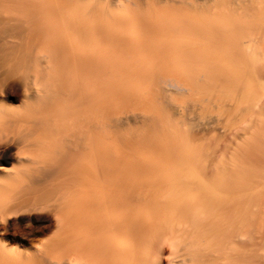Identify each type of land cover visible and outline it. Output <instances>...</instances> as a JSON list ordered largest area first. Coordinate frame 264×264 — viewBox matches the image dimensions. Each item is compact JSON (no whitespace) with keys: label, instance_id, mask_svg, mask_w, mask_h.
Returning a JSON list of instances; mask_svg holds the SVG:
<instances>
[{"label":"bare ground","instance_id":"bare-ground-1","mask_svg":"<svg viewBox=\"0 0 264 264\" xmlns=\"http://www.w3.org/2000/svg\"><path fill=\"white\" fill-rule=\"evenodd\" d=\"M171 1L0 0L1 57L25 49L21 59L52 82L73 67V79L84 82L73 94L89 126L100 132L97 150L74 179V199L66 197L78 210L66 212L65 223L75 222L46 238L44 230L11 218L48 205L44 97L56 90L37 86L33 75L23 88L21 113L0 106L4 123L23 132L4 143L11 142L0 159V264H161L164 244L171 264H264V230L255 209L264 197L256 187L264 184V169L244 173L199 146L209 130L199 123L210 116L196 115L187 137L161 126L169 139L150 143L162 149L153 156L134 153L119 130L136 119L145 121L141 127H160L154 121L159 112L184 122L185 114L205 110L204 102L253 91L238 78L244 63L238 46L263 38L264 0ZM180 2L188 12L179 10ZM227 64L239 70L232 73L233 93L221 84ZM249 66L245 72L254 74ZM122 113L133 119L115 115ZM101 129L117 130L116 138L103 139Z\"/></svg>","mask_w":264,"mask_h":264},{"label":"rangeland","instance_id":"rangeland-1","mask_svg":"<svg viewBox=\"0 0 264 264\" xmlns=\"http://www.w3.org/2000/svg\"><path fill=\"white\" fill-rule=\"evenodd\" d=\"M166 1L172 2L171 0ZM198 2L203 3V1ZM177 6L179 10L181 9L182 13L188 12L186 11L187 8H184L185 5H183L181 2L177 4ZM256 20L257 19H255V21ZM256 35L258 34H255V36ZM216 36H218V34H216ZM227 47L229 48L230 46ZM41 48L42 47L40 46H36L35 51H38ZM238 49L242 52L238 60L242 63L244 62L242 64L243 68H240L239 71L237 69L238 67H236L234 64H227L226 77L221 84L224 87L229 88V92L233 93V81L231 79L233 78L232 73L233 71H239L240 74L238 78L240 83H244V85L251 87L253 90L252 93H249L246 88H244L242 91H240V94L237 92L231 95V97H219L218 99L222 100H219V103L218 101L213 103L214 106L213 104L204 102L203 105L205 107L207 106L205 110L197 109L194 112L185 114L187 120L184 122L181 121V115L172 116L169 120H167L166 114L161 112L157 113L155 116L154 121L159 124L157 126H160L157 128L141 127L143 122H145L141 119L131 120L130 124L123 127L124 129H119L122 132H126L127 135L125 142L127 145H130V149H133V152L136 154L139 153L142 155V153H144L146 156H153V153L158 154L159 151H162V149L153 150L150 148V143L157 144L161 142V139L164 141L169 139V131L162 127L169 124L171 125L170 127L174 129V131H177L178 133H181L183 136H185L188 125L191 122H197L195 119L196 115H208L210 118L204 119V121H202L204 125L203 123H199L198 127H208L209 130L208 132H204L202 134V139L196 141V143L198 145L200 144L199 146H205V148L208 146L211 152L215 151L214 157L219 159L224 158L227 163L229 161L233 166H238L244 173L245 171H248L247 173H249L251 171L263 170L264 137L262 139L261 137L264 135V36L257 43L244 42L241 46H238ZM248 52L252 53L249 54ZM4 53L8 55H3V58L1 57L2 54L0 55V94L1 90L2 93L5 90V93L3 94L4 96L2 94L0 95V106L2 105L7 107L8 110L13 113H21V111L24 109L23 88L32 79L31 77L33 75L36 77V79L38 78L37 86L41 87V85H43L47 87V84H49V88L56 90V92L53 94H49L44 97L46 102V112L49 118V125L45 129L43 137L46 147L45 165L50 167V188H48L50 193L48 195V205L46 209L42 211H34L33 213L28 212L29 214L26 212L16 216V218L12 217V220L10 219L11 221H17L20 223L21 227L31 224L32 227H37L36 229L42 231L44 230V236L47 238L54 235L60 227V229L63 231L64 224L75 222L73 219L70 220V218L65 223L64 215H67L66 212L69 214L78 210L75 202H68L66 197H69L68 194H71L70 196H72V199H74V191L77 188V183L74 179L76 176H78L82 167L89 163V157L91 154L94 155L93 151L97 150L98 146L96 140L99 138V131L95 130L92 124L89 126V115H87L85 111L83 112L84 107L82 108L80 105L77 95L73 94L75 90L74 86L77 88L82 83H84L79 77H74L73 79V67H65V69L59 75H56L58 79H55L52 82L50 76L45 74L47 72H39V67L37 68L36 66L35 68L34 64L27 66L25 61L21 59V56L23 53H25V49H15L12 52L5 51ZM245 59H247L248 63L251 60L252 62L247 64ZM251 63L253 66H251L252 72H254V74L245 72ZM50 84H52L53 87H50ZM218 95L219 94L217 93V97ZM175 97L177 99L184 98V96L182 97L181 95H176ZM250 100H252V103L255 106H249ZM257 101L258 103H256ZM93 113L94 111L91 114ZM115 115L130 116V118L133 119L130 113ZM255 122H257L256 125L254 124ZM0 126L2 128L0 130V139L2 140L0 146L4 145L6 141L19 139L23 134L21 127L5 124L4 120L1 118ZM102 131H105V134L102 132L104 135H101L102 138L105 137L103 139L109 140L116 138L117 130ZM129 133L133 135H130ZM156 135L158 138L154 137ZM257 141L258 143L261 141L263 142L258 144ZM143 143L145 144L144 146L139 145ZM10 144L11 142H7V144L2 148L0 147V159L3 157V150L5 147ZM244 146L247 149H243ZM143 147H148V149H144L143 151ZM10 150L13 151V147ZM3 165L13 167L17 164L13 161H6ZM3 169L8 170L9 168L6 167ZM256 187H258L259 189H257L260 190L264 195V184L261 183ZM263 198L260 199L258 197V199H256L257 204L255 206L256 212L258 214L257 224L260 227L263 226L262 230H264ZM52 207H56L58 212ZM59 213L61 214V218H59ZM57 216L59 218L58 220ZM57 223H59V225H57ZM262 230L260 232H262ZM257 236H261V233H258ZM35 237L36 236H34V238ZM163 247L161 264H168L170 263L167 260H169L171 257V248L167 244H164ZM259 252L264 254L263 247H260Z\"/></svg>","mask_w":264,"mask_h":264}]
</instances>
